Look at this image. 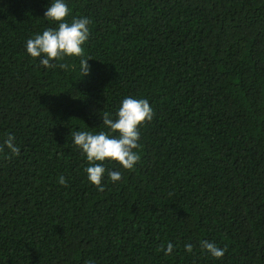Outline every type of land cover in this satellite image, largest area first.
<instances>
[{"label": "trees", "instance_id": "1", "mask_svg": "<svg viewBox=\"0 0 264 264\" xmlns=\"http://www.w3.org/2000/svg\"><path fill=\"white\" fill-rule=\"evenodd\" d=\"M52 2L0 0V144L20 148L0 153V264H264V0H65L91 21L87 76L26 51ZM129 96L155 116L101 192L71 133Z\"/></svg>", "mask_w": 264, "mask_h": 264}, {"label": "clouds", "instance_id": "2", "mask_svg": "<svg viewBox=\"0 0 264 264\" xmlns=\"http://www.w3.org/2000/svg\"><path fill=\"white\" fill-rule=\"evenodd\" d=\"M71 10L65 0H53L44 13L47 21L53 22L58 27H47L42 34H36L26 42V51L33 58H39V62L45 68L59 67L65 71L72 70L67 63H57L63 61L65 57L80 58V70L83 76L90 74L91 66L86 58L83 45L89 40L91 21L87 17L67 20ZM101 115L103 126L106 131H72L74 145L86 156L89 166L85 169L88 180L94 184L101 192L105 190L103 180L105 174L112 182H119L123 178V173L116 170H109L106 161L118 162L123 169L132 170L140 161L138 149L140 144V127L153 120L155 112L149 101L144 98L126 97L121 102L115 118L108 111H103ZM15 137L9 135L3 144H0V153L5 147L12 154L19 156L20 148L14 143ZM66 186L67 180L62 175L58 181ZM191 253L193 245L188 243L184 246ZM201 247L210 253L214 258L224 257L226 249L217 246L213 241L204 240ZM159 250H164L165 254H171L173 245L168 244L167 249L163 245ZM86 264H93L87 261Z\"/></svg>", "mask_w": 264, "mask_h": 264}]
</instances>
